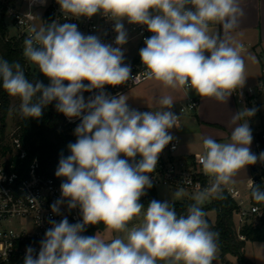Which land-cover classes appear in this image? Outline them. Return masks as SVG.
<instances>
[{"label":"clouds","instance_id":"clouds-1","mask_svg":"<svg viewBox=\"0 0 264 264\" xmlns=\"http://www.w3.org/2000/svg\"><path fill=\"white\" fill-rule=\"evenodd\" d=\"M65 18H91L100 13L114 22L115 47L96 35L85 36L73 23H44L28 11L30 26L24 40L23 57L38 66L48 78L45 85L29 80L19 61L0 57L2 87L19 97V115L39 119L55 101V109L70 122L76 140L67 145L69 155H60L55 175L63 178L61 197L51 211L61 215V206L79 208L81 220L69 223L65 216L40 241L38 253L29 246L24 264H212L219 233L211 230L202 208L209 199H222L223 186L234 182L241 169L264 163V152L251 151L253 135L249 121L256 107L234 113L229 142L203 139L199 158L209 176V186L192 196L187 215H177L170 201L140 203L153 187L158 157L173 140L170 129L178 127L179 116L171 111L174 100L165 95L157 103L163 110L140 112L130 108L128 96H110L106 85H122L131 68L124 63L122 46L128 43L123 20L144 25L152 34L145 38L139 55L148 80L165 87L194 90L200 97L227 103L245 84L242 45L229 33L239 26L244 11L240 0H56ZM46 0H29L31 8ZM220 31H210L211 24ZM205 53H208L206 55ZM87 81V83H84ZM67 82V84L65 83ZM98 92L85 99L84 93ZM167 109V110H166ZM140 157L137 160V157ZM185 183H191L185 177ZM251 197L264 203V188L252 181ZM183 189L174 197L179 199ZM143 211V223L128 229V223ZM103 223L108 229L126 232L105 242L99 235L85 236L88 225Z\"/></svg>","mask_w":264,"mask_h":264},{"label":"built area","instance_id":"built-area-1","mask_svg":"<svg viewBox=\"0 0 264 264\" xmlns=\"http://www.w3.org/2000/svg\"><path fill=\"white\" fill-rule=\"evenodd\" d=\"M41 6V4L36 3L30 8L29 0H0V21L4 25L3 39L17 46L22 57L23 42L30 35V26L33 23L37 25L41 23L38 20L29 21L24 14L28 11L36 14V10L40 9ZM36 15L46 24L52 21H57L60 24H76L78 30L85 36L96 35L103 43L116 46L114 42L117 34L114 31V22L100 13L91 18L80 17L77 19L71 16L65 18L56 0H46L43 13ZM6 20H9V23L16 29V34H9L6 28ZM122 23L128 33V43L122 46L124 63L130 66L131 76L122 85H106L103 91L110 96L124 95L147 80L143 75L145 68L139 51L146 46L145 38L152 34L144 25L129 24L126 19ZM245 48L246 46L242 47V49ZM23 61L25 69L36 75L35 71L38 66L27 61L24 57ZM65 83L67 84V82ZM182 91L184 98L174 102L171 109L179 116L178 125L183 114L197 109L201 98L194 90L182 89ZM97 92L98 90H94L93 93H84L85 99ZM232 96L244 105L249 104L257 97L264 96V62L260 66L257 81L253 84H244L242 88L238 87ZM1 105L0 100V107ZM128 105L140 112L163 110L162 107H134L129 103ZM63 117L65 124L70 126L80 122L79 120L70 122L64 115ZM168 131L171 135L172 129ZM172 137L173 140L160 153L155 171L149 174L153 187L162 184L172 188L201 191L209 186L211 180L209 176L204 174L199 160L204 153H195L186 158H178L176 153L180 146V139L176 136ZM10 147L11 152L9 151L0 157V264H24L26 249L29 246L38 253L40 241L44 238L46 230L51 227L50 220L59 222L66 216L69 223H76L82 218L79 208L69 210L66 204L61 206V215L52 213L50 206L61 197L60 185L62 182L57 183L54 178L44 174L37 159L32 160L23 174L18 172L13 157L18 155L20 159H23L26 156V151L15 135H12ZM252 152L257 155L264 152V129L257 132ZM254 176H256L255 179H253ZM185 177H190L192 182L190 184L185 183ZM204 179L206 180L205 184L203 183ZM251 181L264 188V163L254 164V172L249 178L246 190L233 185L223 186V190L235 205L233 219L240 239H245L241 233L243 227H256L264 222V203H257L252 199ZM89 226L91 225H88L86 229ZM82 234L84 235V233ZM222 264L226 263L223 262Z\"/></svg>","mask_w":264,"mask_h":264},{"label":"trees","instance_id":"trees-1","mask_svg":"<svg viewBox=\"0 0 264 264\" xmlns=\"http://www.w3.org/2000/svg\"><path fill=\"white\" fill-rule=\"evenodd\" d=\"M4 25L0 21V55L10 63L19 61L29 80H38V76L32 74L25 69L22 53L17 46H14L3 39ZM0 154L6 155L11 152L10 144L3 143L5 131V119L12 110V96L2 87L0 80ZM20 100L18 97V105ZM14 124L17 128L15 136L21 142L22 148L26 151V156L20 159L18 155L13 157L16 163V169L20 173H24L32 162L37 159L40 164L41 171L61 183L63 178H58L55 171L58 167L61 153L66 157L70 153L67 145L76 140L74 129L77 125L65 124V119L61 113L55 109V101L43 110V115L39 119H24L19 115V106L13 114ZM206 183V180H203ZM152 200L156 198V187L146 190V195L140 198V203L147 208ZM158 201V200H157ZM192 201L183 203H172L177 215H187V208ZM234 203L232 199L223 190L222 199H211L208 204L202 206L205 213L209 209L217 211L215 223L209 222L211 230L218 232L217 248L219 249L218 258L225 262L226 254L230 253L237 257L239 264H257L244 255V247L247 241H264V222L259 226H245L241 229V233L245 239H240L236 231L233 219ZM106 226L101 222L99 224L89 226L84 232L85 236H95L98 230L104 229Z\"/></svg>","mask_w":264,"mask_h":264},{"label":"crops","instance_id":"crops-1","mask_svg":"<svg viewBox=\"0 0 264 264\" xmlns=\"http://www.w3.org/2000/svg\"><path fill=\"white\" fill-rule=\"evenodd\" d=\"M240 6L244 11V15L240 19L239 26L228 35L234 45L246 46L240 52L245 65V84H253L257 81L260 74V66L264 62V0H240ZM217 30L222 34V28L219 24L210 25V31ZM147 82H149L148 79L138 85L139 89L145 90L147 87L157 88V86L152 84L153 82L146 84ZM165 95L171 96L175 103L184 98L182 89L174 90L164 87L163 90L159 88L158 94L147 95L148 106L137 107H162L157 101ZM263 104L264 96L257 97L247 105L240 104L232 95L227 103L218 102L214 98L201 97L197 109L183 114L178 127L172 128L171 135L180 139V146L176 156L178 158H186L199 153L196 149V143L199 140L203 142L205 137H211L221 143L229 142L231 131L234 127L230 123L231 117L239 110V106L256 107L259 110ZM250 128L253 135L252 144L250 145L252 151L257 132L264 128L253 129L252 125ZM248 173L247 166L245 170L241 169L238 172L234 177L233 183L226 186H236L237 183L245 182L247 187L249 182Z\"/></svg>","mask_w":264,"mask_h":264},{"label":"rangeland","instance_id":"rangeland-1","mask_svg":"<svg viewBox=\"0 0 264 264\" xmlns=\"http://www.w3.org/2000/svg\"><path fill=\"white\" fill-rule=\"evenodd\" d=\"M44 7H45V4L42 5L40 9L36 10V14L41 15L44 11ZM6 28L9 31L10 35L16 34V29L9 23V20H6ZM35 74L38 76L39 81H42L45 85L49 84L48 78L45 77L42 73H40L38 68L36 69ZM148 83L154 84L155 86H157V88L147 87L145 90H142V89H139L138 86H136L133 89H131L129 92L124 94L128 96L127 102L131 106H134V107L148 106L149 104H148V101L146 100L147 95L153 96L155 94H158L159 88L160 90H163V88L165 87L161 82L156 81V80H149V82H147L146 84ZM18 106H19L18 97H12V110L8 113L5 119V131H4V141H3V143L5 144H10L12 135H14L17 130L14 124L13 114L18 108ZM244 107L246 106L240 105L239 110ZM249 124L250 126L252 125L253 129L264 128V104L256 112V115L250 119ZM0 126H1V122H0ZM196 149L199 153L205 152L203 148V142L201 140H199L196 143ZM0 157H2L1 154H0ZM139 158L140 157L138 156L136 159L139 160ZM248 172H249L248 176L250 178L252 176L250 165L248 166ZM246 185L247 184L243 182V183H237L236 186L246 190L247 189ZM180 189H183V195L181 198L177 199L174 197V193ZM196 192L198 191L190 190L188 188H172V187H168L162 184L156 186V198L158 201H161V202L165 200L170 201V203H177V202L183 203L186 201L188 202L193 201L192 196ZM210 201L211 199L206 201L205 204H208ZM205 218L207 219L208 223L209 222L215 223L216 218H217V211L213 208L207 210ZM142 223H143V211L140 215L134 217L133 220L128 223V229L130 230L133 227H139ZM96 234L99 235L102 239H104L105 242H110L112 239L117 238V237H126V232H116L114 230L108 229L107 227H105L104 229L98 230ZM218 255H219V249L217 248L215 252V258L213 259L212 264H222L223 263L221 259L218 258ZM244 255L257 264H264V241H247L244 247ZM225 263L226 264H239L237 257L230 253L226 254ZM157 264H165V261H157Z\"/></svg>","mask_w":264,"mask_h":264},{"label":"water","instance_id":"water-1","mask_svg":"<svg viewBox=\"0 0 264 264\" xmlns=\"http://www.w3.org/2000/svg\"><path fill=\"white\" fill-rule=\"evenodd\" d=\"M0 57H1V55H0ZM250 168H251V172H254V165H250ZM255 178H256V176L253 177V179H255Z\"/></svg>","mask_w":264,"mask_h":264}]
</instances>
